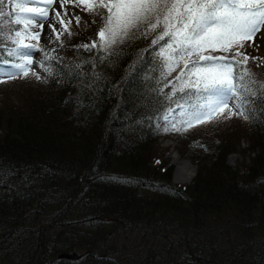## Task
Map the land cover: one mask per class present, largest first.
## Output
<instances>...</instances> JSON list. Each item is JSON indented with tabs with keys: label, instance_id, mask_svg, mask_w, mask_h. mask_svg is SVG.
Listing matches in <instances>:
<instances>
[{
	"label": "trees",
	"instance_id": "1",
	"mask_svg": "<svg viewBox=\"0 0 264 264\" xmlns=\"http://www.w3.org/2000/svg\"><path fill=\"white\" fill-rule=\"evenodd\" d=\"M67 27L61 53L38 47L39 61L60 58L45 82L0 84V264H264V115L220 111L177 132L196 174L173 184L154 147L169 131L156 126V98L148 102L151 49L140 58L152 38L97 60L103 80L89 90L90 64L83 78L63 66L99 55L74 46L97 39L100 18L87 12ZM248 67L264 80V59ZM241 140L252 156L232 169Z\"/></svg>",
	"mask_w": 264,
	"mask_h": 264
},
{
	"label": "snow or ice",
	"instance_id": "2",
	"mask_svg": "<svg viewBox=\"0 0 264 264\" xmlns=\"http://www.w3.org/2000/svg\"><path fill=\"white\" fill-rule=\"evenodd\" d=\"M60 3L63 7L64 0ZM78 3L100 18L97 39L74 46L87 52L95 50L99 55L63 66L70 75L80 78L86 75L84 64L92 66L93 71L87 74L92 79L82 87L90 90L93 82H102V73L95 71L97 60L108 63L121 54V45L151 37L150 48L141 50L140 58L143 60V53L151 49L154 75L146 78L156 86L149 90L148 102L154 96L159 105V115L154 118L158 130L186 132L198 122L217 119L216 110L222 106L225 112L219 116L225 119L239 116L247 121L257 114L264 115V80L257 78L248 67L249 57L240 51L247 39L264 28V0H92V3L78 0ZM53 4L54 0H0V83L27 79L29 75L40 79L32 70L37 45L25 40L29 36L38 39ZM64 15L67 16L66 10ZM51 19L50 40L63 46L59 36L73 33L64 26L60 12L53 10ZM75 21L79 24L81 17L76 16ZM67 23L70 26L72 20ZM217 47L231 55H212ZM59 59L45 54L37 63L52 75L53 61ZM257 59L264 58L252 57L253 61ZM173 72L177 73L174 77Z\"/></svg>",
	"mask_w": 264,
	"mask_h": 264
},
{
	"label": "rangeland",
	"instance_id": "3",
	"mask_svg": "<svg viewBox=\"0 0 264 264\" xmlns=\"http://www.w3.org/2000/svg\"><path fill=\"white\" fill-rule=\"evenodd\" d=\"M85 3H92V0H85ZM29 7H36L30 5ZM54 11H58L61 14L64 26H68V19H71L72 22H75V17L80 16L81 18L86 17L87 11L84 10L83 6L78 3V0H64L63 7L61 6L60 0H54L53 9H49V20L44 22L43 29L38 33V39L35 36H29L25 42L34 43L37 45V50L33 52V65L32 70L36 71L41 79H45L47 72L41 69L38 66V58H36L39 51L38 47L48 46L53 51L54 54L61 53L62 46L58 42L50 40L52 36L51 30L48 25L52 23V14ZM64 10L67 11V16L64 15ZM39 23V21H37ZM57 31L59 32L60 24L56 25ZM248 57H257L264 58V28L256 33L255 36L247 39L245 41L244 47L240 49ZM41 69V70H40ZM40 71V72H39ZM45 81V80H44ZM18 78L11 79L7 83H0L3 85V89L9 90L12 87L17 86ZM231 107V106H228ZM221 109V108H220ZM217 109V110H220ZM216 110V111H217ZM220 112V111H218ZM216 114V113H215ZM202 119H207L204 117ZM203 124L202 122L196 123L195 126ZM194 126V127H195ZM192 127V128H194ZM190 128V129H192ZM179 133L175 131H169L167 134L159 137L154 143V147L157 151V156H160L162 162L166 165V168L171 169V179L172 183L176 185H187L192 182L193 177L196 174V162L191 152H186L183 154V151L180 149L181 141L178 137ZM248 142L246 140H241L239 147L235 153L229 154L226 159V164L232 169H237L240 164L248 163L249 157L252 156V152L249 153ZM185 162L186 164L182 163ZM185 166V167H184ZM189 167L195 169V173L192 177L189 178ZM183 168V169H182Z\"/></svg>",
	"mask_w": 264,
	"mask_h": 264
},
{
	"label": "bare ground",
	"instance_id": "4",
	"mask_svg": "<svg viewBox=\"0 0 264 264\" xmlns=\"http://www.w3.org/2000/svg\"><path fill=\"white\" fill-rule=\"evenodd\" d=\"M182 163L186 164V163L183 162V161H182ZM184 167H185V166H184ZM182 169H183V168H182ZM189 170H190V171H189V178H190V177H192V176L194 175V173H195V169L192 168V167H191V168L189 167Z\"/></svg>",
	"mask_w": 264,
	"mask_h": 264
}]
</instances>
